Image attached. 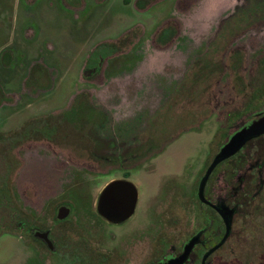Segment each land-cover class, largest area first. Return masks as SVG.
<instances>
[{
  "label": "rangeland",
  "instance_id": "obj_1",
  "mask_svg": "<svg viewBox=\"0 0 264 264\" xmlns=\"http://www.w3.org/2000/svg\"><path fill=\"white\" fill-rule=\"evenodd\" d=\"M259 104L264 0H0V144L34 127L60 140L23 148L15 172L0 145V234L16 208L78 247L151 231L150 200L156 214L183 191L196 202L206 167ZM125 177L139 205L113 226L96 204ZM60 203L73 213L56 224ZM11 246L0 243V264Z\"/></svg>",
  "mask_w": 264,
  "mask_h": 264
},
{
  "label": "flooded vegetation",
  "instance_id": "obj_2",
  "mask_svg": "<svg viewBox=\"0 0 264 264\" xmlns=\"http://www.w3.org/2000/svg\"><path fill=\"white\" fill-rule=\"evenodd\" d=\"M253 110L250 111L253 113L251 119L243 121L235 132L249 128L264 117V111L256 107ZM53 137L56 136L14 134L2 140L1 144H9L13 171L17 162H22L20 152L23 148L37 151L47 147L48 143L60 142ZM215 156L199 181L196 202L183 191L178 194V200L173 201V197L167 199L170 205L156 214L153 209L156 197H153L149 203L155 216L153 229L144 232L141 228L129 234H125L126 229H123L119 235L113 233L104 249L69 245L54 236L52 226H47L42 217H32L17 208L12 209L9 214L12 228L0 234V243L8 241L17 249L10 250L8 264H264V133L249 140L237 154L218 164L203 194H200L201 181ZM116 180L131 181L128 177ZM171 186L174 188L173 184ZM9 191L17 204L18 197L12 182ZM138 205L139 200L135 213ZM62 206L72 209L64 219L58 215ZM72 213L70 203H60L55 208L54 223L67 222ZM96 213L113 226L122 227L129 221L110 222L99 215L97 204ZM117 238L118 244L114 245ZM20 253L24 254L23 260Z\"/></svg>",
  "mask_w": 264,
  "mask_h": 264
},
{
  "label": "water",
  "instance_id": "obj_3",
  "mask_svg": "<svg viewBox=\"0 0 264 264\" xmlns=\"http://www.w3.org/2000/svg\"><path fill=\"white\" fill-rule=\"evenodd\" d=\"M263 133L264 117L249 128H243L235 132L215 156L207 170L200 184V194H203L205 185L218 164L237 154L249 140ZM138 200L139 191L133 182L129 180H115L108 184L101 192L97 203V212L110 222L123 223L134 215ZM71 211V207L62 206L58 211L59 218H67Z\"/></svg>",
  "mask_w": 264,
  "mask_h": 264
},
{
  "label": "trees",
  "instance_id": "obj_4",
  "mask_svg": "<svg viewBox=\"0 0 264 264\" xmlns=\"http://www.w3.org/2000/svg\"><path fill=\"white\" fill-rule=\"evenodd\" d=\"M100 53H101V54H99V56H100V59H101V58H103V53H102V52H100ZM261 106H262V105L257 106L256 109H257V110L260 109ZM35 128H36V127L33 128V131H32V132H28V131H27V133H25V134H28V133H30V134H31V133H35V132H36V129H35Z\"/></svg>",
  "mask_w": 264,
  "mask_h": 264
}]
</instances>
